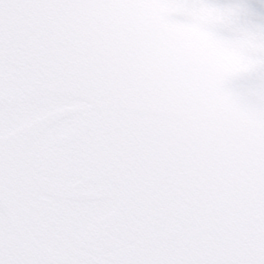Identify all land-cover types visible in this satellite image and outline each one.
<instances>
[{"label":"snow or ice","instance_id":"6c2138e0","mask_svg":"<svg viewBox=\"0 0 264 264\" xmlns=\"http://www.w3.org/2000/svg\"><path fill=\"white\" fill-rule=\"evenodd\" d=\"M0 264H264V0H0Z\"/></svg>","mask_w":264,"mask_h":264}]
</instances>
